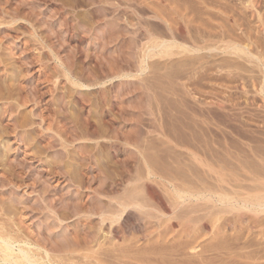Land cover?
Segmentation results:
<instances>
[{"label": "rangeland", "instance_id": "1", "mask_svg": "<svg viewBox=\"0 0 264 264\" xmlns=\"http://www.w3.org/2000/svg\"><path fill=\"white\" fill-rule=\"evenodd\" d=\"M165 5H167L168 7ZM135 8L137 10H135ZM138 8H140V9H138ZM145 8H146V10H145ZM125 9L127 11H125ZM141 9L143 11H141ZM151 9H154V10L156 9V11L154 12V10H151ZM134 10L136 12H138V14L135 15V13H133V12H135ZM158 10H160V12H158ZM115 11H117V12H115ZM122 11H124L125 13L124 12L122 13ZM162 11L164 13H162ZM140 12H142L143 16H141L142 14ZM144 12L147 15L149 14L148 17L145 18V16H147V15ZM156 12L158 14H156ZM179 12H180V14H179ZM128 13H129V15H127ZM130 13L132 14L131 17H130ZM169 13H172V15ZM144 14H145V16H144ZM168 14H169V16H168ZM189 14H191V15H189ZM122 15H123V17H122ZM133 15H135V16H133ZM150 15H151V17H150ZM159 15L162 18L158 17ZM173 15H175L174 18H173ZM132 16H133V18H132ZM135 17H137V18H135ZM177 17H178L179 21H176ZM188 17H190V19ZM139 18H141V19H139ZM187 18L189 21H187ZM146 19L148 21L151 19L152 20L148 22ZM172 19H173V22H172ZM144 20H146V21H144ZM130 21H132V22H130ZM140 21H142V22H140ZM143 21H144V23H143ZM185 21H186V23H185ZM190 21H191V23H190ZM151 22H153V23H151ZM160 22H161V24H160ZM170 22L173 25H171V24L166 25L167 23H170ZM142 23H143V25H141ZM184 23H185V26H184ZM131 24H132V27H131ZM149 24H151L152 27ZM163 25L164 26L166 25V26L164 27ZM180 25H182V26H180ZM98 26L99 27L101 26L100 28H102L101 29L102 31L99 29ZM137 26H138V28H137ZM155 26H158V29L156 27L157 31L155 30ZM91 27H92V29H91ZM142 27H145V30H147V31H145L144 28H142ZM171 27H173V28L171 29ZM186 28H188V29H186ZM132 29H134V30L132 31ZM164 29H165V31H164ZM96 30H98V31H96ZM135 30H136V32H135ZM153 30H154V32H153ZM172 30H173V32H172ZM177 30H178V32L175 33V31H177ZM182 30H184L185 32H183ZM187 30H188V32H187ZM196 30H199V31H196ZM155 31H156V33H155ZM195 31H196V33H195ZM163 32L165 34L160 35ZM186 32H187V34H186ZM190 32H193L191 34L192 36L190 35ZM133 33H134V35H133ZM197 33L199 35H197ZM151 34H152V36H150ZM156 34L157 35L159 34V35L157 36ZM178 34L179 35L183 34L182 36L180 35L181 39L178 38V37H180V36H178ZM195 34H196V36H195ZM164 35H166L167 39ZM168 35H169V38H168ZM146 36H148V37H146ZM154 36L157 40L155 38H151ZM171 36H172V38H171ZM187 36H189V38ZM199 36L201 38L204 37V39L206 38V40H204L203 38L200 39ZM161 37H164V39ZM170 38L172 39V42H171ZM183 38H185V39H183ZM195 38H198V40H201V41L197 40L198 41V43H197V42H195V40H196ZM178 39H180V41ZM182 39L184 40L183 41L184 44L181 42ZM186 39L190 42H188ZM193 39H194V41H193ZM160 40H161V43H160L161 46L164 43H167V44H164L163 45L164 47L162 46V48H166L165 46H167V45H168V48L170 45H171L170 46L171 48L173 46V48L170 50V53L173 52V55L170 54L171 55L170 56L169 54L167 55L165 53V51L169 50L167 48L165 51H164V49H161V47L158 48L160 46V44L157 43L159 45H156V42L157 41L159 42ZM176 40H178V41H176ZM148 41H151V42L156 41V42H155V44L152 42V44H153V46H152V44ZM203 41L206 43H204ZM181 43L183 46L181 45ZM200 43H201V46H200ZM202 43H203V46H202ZM191 44L194 45V48L192 47ZM144 46H145V48H144ZM156 46H158L157 47L158 49L156 48ZM141 47H143V48H141ZM186 47L189 50L185 49ZM178 48H180V49H178ZM195 48L201 49V52L200 51H199L200 53L197 52L196 51L197 49H195ZM140 49H142L141 50L142 52L140 51ZM143 50H145V51L143 52ZM159 50H160V52H159ZM150 51L153 52L152 55L150 54V53H152ZM161 51H162V53H161ZM119 52H121V53H119ZM180 52H182V53H180ZM183 52L186 54H184ZM194 52H195V54H194ZM176 53H178V54H176ZM142 55H144V56H142ZM155 55H157V57ZM125 56H126V58H125ZM139 56H141V57H139ZM169 56H170V58H168ZM199 56H200V58H199ZM161 57H163V59ZM109 58L111 59V61H108V60H110ZM127 58L128 59L130 58L131 60H128ZM120 59H121V62H120ZM122 60H124V61H122ZM61 61L63 63H61ZM0 62H1L0 63V78H1L0 79V83H1L0 85H4V83L6 82L5 86L7 87V88H5V86H3L4 87L3 88L2 86H0V88L2 90V91H0V95L3 96V98L0 96V100H2V101H0V107H1L0 108V133H1L0 134V181H1V179L2 180L4 179L3 181L5 182V183L3 181L0 182V208H2V209H0L2 211V212L0 211V216L2 217V218H0V227L2 228V226L6 224L4 227L10 226L9 228H12V229L15 227L13 229L15 231L18 230L19 227L23 228V229L25 228L24 229L25 233L28 235L30 234L31 239L35 240L34 242L37 241V243H38L39 240L41 241V243L39 242L40 245H43L44 242H45L44 243L45 246L49 245L51 243V241L53 240V242L51 243L53 245H50V246H53V248L55 247V249H54L55 254H53V255L56 256V254L60 253L57 255V257L58 256L61 257V258L58 257L59 260L61 259L60 261L58 260L57 257H56L57 259L55 261H58L61 263L63 260V262L65 263V262H67V259L75 258L77 264H79V262L82 263L85 261V260L84 261L81 260V259H84V257H86V256L93 257V255H94V257H96V255H97V257L99 259H101L103 256L106 255L105 257L107 259H109V257L114 254L113 252H115L116 255L120 253V251L115 250L116 248L118 249L119 245H120V247H119L120 249L125 248L127 243L125 244L124 240H123L124 242H121L122 240L119 241L122 244L118 243L116 241V243H114L116 245V248H115V246H113L114 244H111V246H110L108 243L109 241H107L108 239L106 238V237H108V235H106L107 230L103 231V232L99 231L100 226H101V225L99 226V224H101V223H99V221H100L99 217L98 218L96 217V219H97L96 220L95 216H91L92 218H90V215H87V213H89V212H90V214H91V212L94 213L93 211H95L94 210V209H96L95 207L98 208V206L100 208H104V206H105L104 203L106 204V202L109 201V198H110L109 196H111L112 199H116L117 197L120 198L123 196V194H124V196H126L127 191H129V189L131 187V185H129V182H130L129 180L135 174L136 170L134 171V169H135L136 165L139 164L137 167H139V168H141V170H143L142 166L144 164V161L143 162H141V161L143 160V157H142V156H144L143 154L145 152L147 153L146 149H148L150 151L149 154L145 153L146 156L156 152L155 154H152L150 156L153 157V156L157 155L160 157L161 160L163 157L162 163L165 165H168V163L169 164H175L176 156H177V159H178V157L179 158L181 157L177 161L185 162L186 159H183L184 158L183 156H178V155H180V154L183 155V153H185V151H186V150L184 151V148L181 147V146H184V142H181V141H183V140L185 141L186 139H187V141L191 140V139L188 140V138H186L187 136L190 135L188 133L187 129L192 128V126L190 125L191 123L194 124L192 129H195V128L197 129L199 124L201 125V126H199V129H200V128H202V126L204 124H206L205 127L203 126L204 132L202 130H201L202 132L198 131L199 129L197 130V132H199L198 133L199 135L201 132V135H200V137H202L201 140L202 139L206 140V137H207V139L210 141V142H208V140H206V142L210 144V145L209 144L208 145L209 146L214 145V147L213 146L210 147L212 150H216L217 153L218 152L221 153L222 150L224 151V152L222 151V153H221L222 155H220L218 153V155L221 156L220 161L222 162V163H220V161H218L219 162L218 165L224 164L223 166H225V163H227L226 165L229 164L228 162L230 159L226 156L225 151L230 149V147H231V149L229 151L234 150V151H232L233 153H236L234 155L239 156V158L237 157L238 159H236V156L232 157V158L230 157L231 161L233 162V163L232 162L231 163L233 166H235L234 168L236 169V171L235 170L234 171L237 173L236 174L234 172L236 175L235 179H237L236 177L238 175L237 184L239 186L246 185L245 187L248 186L250 188L249 190H251L252 192L255 190L253 192V194L255 193L257 195L261 194L262 190H264V188L260 189L261 187H264V0H0ZM100 63H102V64H100ZM122 63H124V64H122ZM126 63L127 64L132 63L133 65L132 64L127 65ZM148 63L150 64V67H149ZM168 64H170L172 66L170 67V65H168ZM116 65H118V66H116ZM125 65H127L128 67ZM174 65H176V66H174ZM112 66H114V67H112ZM138 66H139V68H137ZM165 66H166V68H164ZM119 67H121L120 70H119ZM142 67H143V69H142ZM160 67H162V68H160ZM97 69H99V70H97ZM112 69H113V72H112ZM117 69H118V71H115ZM169 69H171V70H169ZM81 70H82V72H81ZM135 70H137V71H135ZM145 70H147V71H145ZM6 71H7V73H6ZM75 71H77L78 74ZM95 71H97V72H95ZM98 71H100V73ZM165 71L167 72V75L165 74L166 73ZM168 71H170V72H168ZM107 72H109L108 74H110L112 72V74L108 75ZM118 72H119L118 76L121 74L120 76H122V77L119 76L120 77L119 78L117 76L118 77L117 78L115 76ZM130 72H132V73H130ZM97 73L99 75V78H98ZM133 73H134V75H133ZM155 73L157 74L156 76H158L159 78L160 77L161 78L163 77V78L159 79L158 77L155 76ZM160 73H163V74H160ZM89 74H91V75H89ZM94 75L98 79H95ZM104 75L106 77L109 76V79L106 78ZM111 75L114 76V78ZM159 75H161V76H159ZM84 76H87V77H85L86 80H85ZM123 76H125V77H123ZM173 76H174V79H173ZM59 77H61V78H59ZM101 77H104V78L102 79ZM151 77H154V78L156 77V78L151 79ZM89 78L92 81H94V80L98 81L99 79H101L102 82H101V80L98 81V83L101 82V84L98 85L99 87L98 86H93V87H89V88L84 87L86 82H88V83L91 82V81H87ZM105 78H106V80H105ZM110 78H112L113 80ZM167 79H169V81L171 80L170 84H167V83H169ZM11 80H13V81H11ZM120 80L123 82H121ZM161 80H163V84H162ZM79 81H81V82H79ZM95 81L92 83H95ZM150 81H152V82L154 81V82L152 83ZM156 81H159V82L157 83ZM52 82L53 83L58 82V85H57V83L53 84ZM113 82L115 83V85ZM171 82H172V85H171ZM104 83H105V85H107V86L109 85L110 87L108 86L109 87L108 88L107 86L104 85ZM12 84H14L15 86ZM145 84H147V85L149 84V85L147 86ZM151 84H153V85H151ZM159 84L163 85V87H162L163 89L161 88V86ZM71 85H72V87L70 88ZM100 85H102V86H100ZM168 85H171V89H167V88H170ZM16 86L18 87V89ZM152 86L154 87V91L151 90L153 88ZM14 87L17 90H15ZM19 87H21L20 89H22V91H20ZM75 87H77V88H75ZM79 87H81V89ZM156 87H158L157 92H155ZM55 88H57V89H55ZM102 88L106 91H104ZM136 88H138V89H136ZM146 88H147V90L150 89L152 91V94H150L151 93L150 90L147 92V90H145ZM175 88L178 90L181 89L183 91H179V92H181V94H180L178 92V90L175 91ZM100 90L102 92H100ZM166 90L169 92V94H166V93H168ZM122 91H123V93H122ZM159 91L160 92L163 91L164 94L162 92L159 93ZM1 92H3V93H1ZM16 92H17V94H16ZM103 92L106 94V96L103 95L104 94ZM144 92L148 93L149 96L147 94H145ZM141 93H142L143 97H144L143 94H145L147 96H145L143 98L141 96ZM153 93H155L156 96ZM157 93L159 95H157ZM170 93H172V94L170 95ZM100 94H102V95H100ZM160 94H162V95H160ZM13 95H16V97L17 96L18 97L16 98ZM58 95H60L61 97ZM107 95H109L110 97L109 96L107 97ZM119 95H120V97H119ZM121 95H122V97H121ZM153 95L155 97V103L152 100L154 98L150 99V96L153 97ZM165 95L167 97L169 95L170 96L167 99V97ZM172 95H174V96L171 97ZM6 97H8V98H6ZM4 98H6V99H4ZM63 98H64V100H63ZM97 98H98V102L96 100ZM148 98L150 99V101L148 100ZM160 98L162 101L159 100ZM169 98L170 99L173 98L172 99L173 101L170 102ZM14 99H15V101L13 102L12 100H14ZM20 99L22 100L20 102L21 105L19 104ZM89 99L91 101L94 100V102L91 103V101ZM119 99H120V101H119ZM137 99H139V100H137ZM140 99H141V101H140ZM10 100L12 103L9 102ZM151 100L153 102H151ZM166 100H169V102ZM164 101H165L166 106L164 105ZM174 101L176 102V104L174 103ZM158 102H159V104H161V106L159 105V108L157 106H155L158 104ZM7 104H8V106H7ZM9 104L11 105L10 107H9ZM93 104H96L97 106L93 105ZM121 104H123L124 106ZM149 104H150V106L148 107ZM168 104L171 106L169 107ZM4 105L7 106V108ZM98 105H100V106H98ZM139 105H141V107H138ZM163 105L167 109H165L163 107ZM172 105H173V107H172ZM144 106L146 108H148V110ZM11 107L13 109L15 108L14 109L15 113ZM125 107H127V108H125ZM161 107H163L164 111H162L163 109H161ZM94 108H95V110H94ZM117 108H118V110H117ZM156 108H158V109H156ZM173 108L174 109L176 108V109L174 110ZM153 109H155V110H153ZM180 109L182 110V114H181ZM101 110H103V111H101ZM110 110H111V112H110ZM159 110H160V112H159ZM168 110H172V111L168 112ZM186 111L188 114L186 113ZM114 112H117V113H114ZM125 112H127L128 114ZM133 112H135V113H133ZM151 112L154 116L150 115ZM165 112H167V113H165ZM108 113L111 114L112 116L109 115ZM154 113H156V114H154ZM169 113H170V115H168ZM171 113H172V115H171ZM183 113L184 114L186 113V115H188V116L184 115ZM114 114L117 117L118 116H120V117L116 118ZM166 114L168 116H165ZM177 114L179 116H177ZM189 114L191 115V117ZM152 116L155 119H153V118L150 119V117H152ZM171 116L173 117V120H172ZM183 116L184 117L186 116V118H184ZM192 116L193 117L195 116L194 119H192L193 118ZM101 117L103 120L101 119ZM174 117H176V118H174ZM177 117H178V119L182 118L184 120L182 121V119H180L181 121L179 120V122H178ZM90 118H92V120L96 119L97 122L95 120L92 121ZM108 118H110L111 120ZM136 118H138L137 119L138 121L136 120ZM142 118H143V121H141ZM147 118H149V120ZM188 118H190V119L187 120ZM18 119H19V121H18ZM144 119H146V120L144 121ZM159 119L163 122H164L163 119H165V120L167 119V120L164 123H162L161 121H159ZM98 120L99 121L102 120L105 124V127L107 126V123L111 127L108 126L109 128L106 127V129H104L103 128L104 127L103 122L102 121L99 122ZM107 120H110V121L108 122ZM185 120H186V124H188L189 127L187 125L188 128L187 127L185 128L186 125H184L183 128H185V129L182 131L183 132L182 133L181 130H178V129H183L181 126L185 123ZM198 120H200L201 122ZM123 121H125V122H123ZM155 121H156V123H155ZM168 121H170V122H168ZM197 121L199 122V124ZM14 122H17V123H14ZM85 122L88 125H86ZM93 122H95V123H93ZM176 122H178L180 126ZM182 122H183V124H181ZM208 122H209V124H208ZM109 123H111V125ZM135 123L137 125H135ZM149 123L152 126H150ZM152 123L154 124V126ZM166 123H168V124H166ZM15 124L18 127H16ZM94 124H95V128L93 127ZM163 124H164V126H163ZM169 125H170V127H169ZM176 125H177V128L174 130L177 132L175 134L174 133L172 134L171 132L174 131L172 129V127L174 128ZM195 125H197V126L195 127ZM136 126L140 127L141 129L140 128L139 129L141 131H138V128ZM161 126H162V128H161L162 130L164 129L163 127H165L166 130L164 129V131H167V132H165L167 134L169 132L168 130L171 131V129H172V131L168 134L169 136H166L167 134H165L164 132H163L162 136L159 134V133H161L160 132ZM15 127H16V130H14ZM76 127H77V129H75L76 130L75 131L73 128H76ZM96 127H99L98 130H96L97 129ZM142 127H144V128H142ZM158 127H159L160 131L157 132L156 128H158ZM89 128H91V129H89ZM92 128L94 129V131H96V134L103 133L106 131L105 135L106 136L111 135L110 136L111 139H109L110 138L109 136H108L109 138H107L108 141L106 140L107 142L104 141V139H97L98 138L97 135L93 136L95 134V132L94 131H93L94 133L92 132V130H93ZM100 128L101 129L103 128V129L101 130ZM110 128H112L111 129L112 131L110 130ZM190 129H189V131H191ZM73 130H74V133L72 132ZM77 130H79V131L77 132ZM90 130H91V132H90ZM99 130H101V132H99ZM186 130H187V133L189 135L188 134L186 135V133H185ZM205 130H206V132H205ZM2 131L4 133H2ZM137 131H138V133H137ZM193 131H196V130H193ZM85 132H87V135ZM114 132H116V133H114ZM148 132H150L151 134ZM72 133L74 134V136L72 135ZM203 133H204V135H203L204 137L202 136ZM212 133H214V134H212ZM113 134H115V135H113ZM133 134H134V136H133ZM157 134H159V135H157ZM177 134L178 135L180 134V135L178 136ZM205 134L212 136V137H209ZM90 135L93 138H91ZM145 135H146V138L150 139V140H147L144 137ZM149 135H151L152 137ZM85 136H86V139H85ZM114 136H116L117 138L119 137V138L117 139L115 137L116 138L115 139ZM122 136H124V137H122ZM129 136H131L134 139H131V137H129ZM164 136L169 137L168 139H171L170 137H174L173 143H175L177 141L178 143L176 145L178 146V148L175 144H173V148L171 147L172 146V139H171V141L169 140L171 142L170 145L166 144V142L168 140H166L167 138H165ZM136 137L138 139L139 138L140 139L138 140ZM64 138L66 139V141ZM141 138H142V141H144V143L142 142L143 146L141 143H137V141L138 142L141 141ZM159 138L162 139L163 141L160 140ZM163 138L166 140V142L164 141ZM4 139H5V141H4ZM89 139H91V140H89ZM112 139H114V140H112ZM178 139L180 140L181 146L179 145ZM216 139H217V142H216ZM233 139L237 143H235V141H232ZM119 140H121V142ZM158 140L161 141V142H159L161 144V146L158 143ZM2 141H3V143H2ZM116 141H118V143H120V144L118 145ZM202 141H204V140H202ZM226 141H227V143H226ZM230 141L234 142V144L233 143L231 144ZM110 142L112 144H110ZM115 142H116V144H115ZM153 142L157 143V145ZM214 142H216V143H214ZM219 142H221V143H219ZM181 143H183V145ZM225 143L230 144V146L226 145ZM133 144L137 145V146L139 144L141 145V146H138L139 149L137 152H135L137 150L136 149L137 146L133 147L134 146ZM220 144H223L224 147H223V145H220ZM155 145L157 146V148ZM163 145L168 146L167 148H170V149L172 148V150L175 149L176 151H177V149H180V152L178 151V153H177L176 151L172 152L171 150H167V149H165L166 146H163ZM6 146H7V148H6ZM81 146L83 148H81ZM105 146H107L108 148H106ZM162 146L164 147V149L162 148ZM174 146H175V148H174ZM215 146H217L219 148H216ZM220 146H222L224 149L220 148ZM140 147L142 148V151H141ZM154 147H155V149H154ZM233 147H234V149H233ZM110 148H112V149H110ZM130 148H132L133 150ZM226 148H228V149H226ZM151 149H153V151L154 150H156V151L153 152ZM158 149L163 151V152L159 151ZM247 149H248V151H245ZM139 150L142 153L139 152ZM166 150H167V152H164ZM181 150H183V151H181ZM84 151H86V153ZM143 151H144V153H143ZM151 151H152V153H151ZM169 151H171V152L169 153ZM90 152H92V153H90ZM174 152H176V153L174 154ZM232 152H231V154H232ZM245 152H247L248 155H250L252 158L251 157L248 158V155H246L247 153H245ZM87 153H89V154H87ZM138 153L139 154L141 153V154L139 155ZM227 153H229V152L227 151ZM238 153H239V155H238ZM242 153H243V155H242ZM251 153H252V155H251ZM135 155H136V157H135ZM138 155L141 157H139ZM169 155H171V156L173 155V156L167 158ZM90 156L93 158V160L95 162L93 160H91L92 158ZM157 156L155 158H158L157 161L159 163L161 160ZM165 156H167V157H165ZM173 157H175V158L173 159ZM83 158H85V159L83 160ZM87 158H89V159H87ZM141 158H142V160H141ZM227 158L229 160H226ZM247 158L252 161L251 162L249 160L251 165L253 164L251 166V170H250L251 175L248 173V168H246L247 166H245V164H246L245 161L246 162L248 161ZM164 159H166V160H164ZM237 160L241 161V162L239 163ZM164 161H165V163H164ZM224 161H225V163H224ZM125 162H127V163H125ZM136 162H137V164H136ZM234 162H238L239 164H236L237 165L236 166L234 164ZM162 163H161V166H162ZM85 164H86V166H85ZM87 164H88V167H87ZM126 164H128V165H126ZM159 165H160V163H159ZM95 166H97V167H95ZM161 166H159V167H161ZM163 167H164V165H163ZM123 168L126 170H124ZM99 169H101V170H99ZM116 171L118 174L116 173ZM245 171H246V173H245ZM252 171H253V174L251 173ZM123 172L126 173L125 174L126 176H124ZM129 173H132V174L128 175ZM247 175L249 176L250 180H248ZM252 175H254V176H252ZM127 176H128V178H127ZM129 176L131 178H129ZM243 177H244V180H243ZM254 179H255V181H254ZM5 180L6 181L9 180V181L6 182ZM100 183H101V185H100ZM80 184H82V185H80ZM103 184H106V186ZM128 185H129V188L127 187ZM101 186H102V188H101ZM155 186H156V184H155ZM157 186H158V184H157ZM163 187L164 186L161 187V185H160V187L158 186L159 190L161 189L164 191V193H163V191H161L162 192L161 194H163V196H164L166 193L165 196L167 198L165 197V199L170 198L168 196L170 194H167V192H166L167 189L166 190L164 189L166 187H164V188ZM255 187H257V189ZM76 188H77V190H75ZM89 188H91V189H89ZM99 188H100V190L101 189L103 190V192H104L103 194H102V190L100 191ZM127 188H128V190L126 191L125 189H127ZM115 190H116V192H115ZM256 190H259V191H256ZM98 191H100V192H98ZM238 191H239V193H245V192L241 191V189ZM256 192H259V193H256ZM77 193H78V195H77ZM94 193H95V195H94ZM114 194H116L117 197L116 196L113 197ZM97 196H98V198H97ZM103 196H105V197H103ZM95 197H96V200L99 199V201H101V202L104 200L102 202V204L101 203L98 204L96 200L93 201V199ZM68 200H70V201H68ZM89 200H92L93 204ZM78 201H79V203H78ZM61 202L62 203L64 202L63 204H65V205H62ZM75 202L78 203L79 205L82 204V206H78V204H76ZM67 203H68V206H66ZM83 203H84V206H83ZM88 203H91L90 206ZM70 204H71V207H69ZM75 204L77 205L76 206L77 209H76V207H74ZM55 205L59 206L57 208L58 210L56 209ZM87 205L89 207H87ZM91 205H92V207H91ZM95 205H97V206H95ZM45 207L46 208L48 207V208L46 209ZM51 207H54V209ZM78 207L80 209H82L81 207H83L82 210L87 211V213H84L85 217H87V219L82 218L84 216V215H82L83 214L82 210L79 211L80 213L82 212L81 214L78 211H76L79 209ZM5 208H7L9 210V212ZM64 208L66 209V211L64 210ZM71 208L76 209L74 211L78 212V213L75 212V214H77V215L74 214V211ZM84 208L86 210H84ZM89 208L90 209L93 208V209H91L93 211H90ZM130 209H128L129 210V211H127L128 213H126L122 218V221L125 220V222H123V223L126 225V228H128L130 226L132 227V225L134 224V227H132V228L130 227L131 229L128 228L129 230L127 229L128 234H130L131 232H136L135 227L137 226L136 223H138L137 222L138 220H136L137 219L136 218L137 213H135V209H131V210ZM55 212H57L59 214L57 215V213H55ZM62 212H63V214H62ZM246 212L247 211H245L243 213H246ZM7 213L9 214V216ZM16 213L18 214V218H17ZM67 213L70 215H67ZM131 214H132V216H131ZM247 214L248 213L244 214L245 215V216L243 215L244 219H242L243 218L242 217V218H240L241 220L236 215L237 220L239 219L238 221L234 218L236 221L233 220V222H237V223H235V226L238 228L232 227L230 229L229 226L232 222V221L230 222V219H229L230 215H227L228 216L227 218L225 216L226 219H229V221H225V222H228L227 224L224 222L225 218H223V220H222V222H223L222 223L223 225L221 224L222 226L219 225L221 222L218 223V225L221 226V228L222 227L225 228L224 231H222V229H221V232H220L221 237L218 238V240L222 238V233L226 236V238H229V239H225V237L223 235L224 241L221 239V242H223V243H221L219 241V244H220V246L221 245H223L224 247L226 246L228 249L226 247L223 248V246L220 249V246L217 245V248H215V250L220 249L219 253L217 251V253L219 254L218 255V254H216V252H214L215 250L213 249V247H216L215 245H216L217 240L215 239L216 242H214L215 240L214 241L212 240V242L214 244L212 242H209V243H211V244H209L207 242L208 241V239H207V241L203 245L209 244L208 245L209 248L213 250L212 252L211 251L209 252V254L210 253H212V254H210V256L208 255V258L211 259V261H210V259H208L209 263L213 262V264H215L214 261L218 260L217 256H220V253L221 254L223 253V258L221 255L219 257V260L220 261H222L223 259L224 260L222 262H220L218 260V261H216L217 262L216 264H221V263L222 264H225V263H228V264H264V223H263L264 222V218H263L264 213L263 214L257 213L256 215H258V217H256V215L254 213L249 214L250 216ZM261 214H262V216H260ZM128 215H130L131 217ZM253 215H255V216H253ZM88 216H89V220H88ZM232 216L235 217L234 215H231V219H232ZM248 216L252 217V219L249 218ZM61 217H63V218H61ZM75 217L76 218L78 217L77 218L78 220H76ZM70 218H72V219H70ZM247 218H249V219H247ZM10 219H12V221ZM54 219H56V220H54ZM256 219H259V220H257V222H255ZM128 220L131 223V225H129V226L126 224V221H128ZM131 220L133 222H136V223H133ZM211 220H213V219H211ZM129 221L127 223H129ZM252 221H254V223ZM18 222H21V223H18ZM93 222H96L97 226ZM250 222H252V223H250ZM7 223H9V224H7ZM224 223H225L226 227H225ZM18 225H19V227H18ZM90 225H92V227L94 226L95 229H94V227L92 228ZM79 227H81V228H79ZM26 229H27V231H26ZM132 229H134V230L132 231ZM232 229H233V231H232ZM235 229H237V230H235ZM153 230H155V229H153ZM129 231H130V233H129ZM77 232L80 234H78ZM86 232H90L91 234L89 235ZM52 233H54V234H52ZM84 233H85V235H84ZM141 233L142 232L139 231V233H138L139 237H140ZM231 233H233V234H231ZM38 234L39 235L42 234L43 235V236L41 235L42 238ZM49 234H50V236H48ZM87 234H88V237H87L88 239L86 238ZM94 234H96L97 236L95 235L96 238L91 241L90 239H92V238L89 239V237L91 235H94ZM77 235H78L79 243L83 244V243L87 242L86 243L87 246H85L86 244L80 245V247L82 246L81 251H79V249H77V248H80L78 246L79 243H77V245L75 246L76 242H75L74 238H75V236L77 237ZM237 235H239V236L243 235V237H239ZM32 236H33V238H32ZM37 236H38V238H37ZM129 236H131V238H132V235H129ZM234 236H237V237H234ZM53 237H54V239H53ZM70 237L72 238V240ZM101 237H102V239H101ZM46 238L48 240H46ZM84 238H86L87 241ZM81 239L82 240L84 239V241H82ZM55 240H56V242H55ZM80 240H81V242H80ZM96 240H98V241H96ZM225 240L227 241L226 243H224ZM245 240H247V243ZM232 241L236 242L235 243L236 246L234 245V243ZM65 242L67 243L66 246H65ZM74 242H75V244H74ZM102 242H104V243H102ZM57 243L58 244L60 243V244L58 245ZM61 243L64 245V246L62 245L63 247H67V249L69 247V249L67 250L66 248H64V249H66V250H64L63 247L60 246ZM89 243H91V244H89ZM71 244H73V245H71ZM102 244H103L104 248L102 247ZM145 244H146V242L144 241V242H141L137 246H140V249H141V247L142 248H144L145 246L148 247L147 246L148 244H146V245ZM55 245H58V247L61 248V249L59 248V251L57 249L58 253H56L57 252L56 251L57 246H55ZM106 245L109 246V248ZM128 245H129V243H128ZM88 246H91V247H89L88 250H86L87 248L85 249L84 247H88ZM98 246L100 248L102 247L101 248L102 252ZM208 246L206 245L205 247H208ZM211 246H212V248H211ZM218 246H219V248H218ZM34 247L33 248L35 250H38V248L36 246H34ZM94 247L96 249L98 248L97 252L94 251V250H96ZM112 247L114 250L112 249ZM75 248H76V250H75ZM105 248H107V249H105ZM110 248L113 252L111 250H109ZM73 249L75 250L74 251L75 254H73L74 252H72ZM120 249H118V250H120ZM61 250H63V251H61ZM103 250L104 251L109 250L108 252H112L113 254L112 253H106L107 251L104 252ZM200 250H202V247ZM223 250L225 253L223 252ZM64 251H66L65 253H67L66 254V256L68 255L67 257L65 256ZM197 251L194 254H196ZM93 252H94V254H93ZM117 252H119V253H117ZM198 252H201V251H198ZM227 252H228V254H227ZM81 253H82V255H81ZM213 253L217 255V256L215 255L216 256L215 260H214L215 257L213 256L214 255ZM61 254L64 257H62ZM71 254H72V256H71ZM83 254H85V255H83ZM190 254H193V252H191ZM190 254H189V256H190ZM206 254H207V252L205 253V255ZM224 254H226V256L230 254L231 255V256L229 255L230 258L235 257V260H234V258H232V260H231L229 258V256L226 257ZM211 256H213L214 258H211ZM63 258L64 259L66 258L65 259L66 261H64ZM106 258L104 259V257H103L101 260H106ZM187 258H189V257H187ZM52 259H54V257H52ZM75 259H73V260L75 261ZM229 261H231V262H229ZM66 264H74V263L70 261L69 263H66Z\"/></svg>", "mask_w": 264, "mask_h": 264}, {"label": "bare ground", "instance_id": "2", "mask_svg": "<svg viewBox=\"0 0 264 264\" xmlns=\"http://www.w3.org/2000/svg\"><path fill=\"white\" fill-rule=\"evenodd\" d=\"M165 6H167V5H165ZM127 7V6H126ZM168 7V6H167ZM170 7V6H169ZM128 8V7H127ZM133 8V7H132ZM137 8V7H136ZM135 8V10H137ZM141 8V7H140ZM140 8H138V9H140ZM174 8V7H173ZM178 8V7H177ZM176 8V9H177ZM144 9V8H143ZM148 9V8H147ZM166 9V8H165ZM181 9V8H180ZM130 10V9H129ZM134 10V11H135ZM145 10H146V8H145ZM151 10H154V9H151ZM125 11H127L126 9H125ZM131 11V10H130ZM129 11V12H130ZM141 11H143L142 9H141ZM156 11V9L154 10V12ZM172 11V10H171ZM175 11V10H174ZM181 11V10H180ZM187 11V10H186ZM115 12H117V11H115ZM124 11H122V13H123ZM147 12V11H146ZM149 12V11H148ZM158 12H160V10H158ZM170 12V11H169ZM178 12V11H177ZM125 13V12H124ZM133 13H135V15L136 14H138V12H133ZM141 14H142V12H140ZM145 13V12H144ZM152 13V12H151ZM162 13H164L163 11H162ZM161 13V14H162ZM146 14V13H145ZM145 14H144V16H145ZM156 14H158L157 12H156ZM160 14V15H161ZM166 14V13H165ZM169 14H171L172 15V13H169ZM169 14H168V16H169ZM179 14H180V12H179ZM183 14V13H182ZM185 14V13H184ZM127 15H129V13L127 14ZM131 13H130V17H131ZM135 15H133V16H135ZM147 15V14H146ZM149 15V14H148ZM148 15L147 16H145V18L146 17H148ZM160 15L158 16V17H160ZM187 15V14H186ZM189 15H191V14H189ZM121 16V15H120ZM119 16V17H120ZM125 16V15H124ZM133 16H132V18H133ZM141 16H143V14L141 15ZM153 16V15H152ZM155 16V15H154ZM174 16L175 15H173V18H174ZM122 17H123V15H122ZM138 17V16H137ZM137 17H135V18H137ZM150 17H151V15H150ZM180 17V16H179ZM185 17V16H184ZM183 17V18H184ZM160 18H162V17H160ZM170 18V17H169ZM172 18V17H171ZM181 18V17H180ZM189 19H190V17H188ZM188 18H187V21H189L188 20ZM139 19H141V18H139ZM149 19V18H148ZM154 19V18H153ZM177 19H178V17H177ZM176 19V21H179V19L177 20ZM185 19V18H184ZM147 20V19H146ZM146 20H144V21H146ZM152 20V19H151ZM151 20H149V21H151ZM166 20V19H165ZM171 20V19H170ZM144 21H143V23H144ZM148 21V20H147ZM148 21V22H149ZM157 21V20H156ZM160 21V20H159ZM167 21V20H166ZM169 21V20H168ZM184 21V20H183ZM125 22V21H124ZM128 22V21H127ZM130 22H132V21H130ZM129 22V23H130ZM135 22V21H134ZM140 22H142V21H140ZM162 22V21H161ZM161 22H160V24H161ZM172 22H173V19H172ZM128 23V24H129ZM137 23V22H136ZM135 23V24H136ZM143 23L141 24V25H143ZM151 23H153V22H151ZM158 23V22H157ZM164 23V22H163ZM179 23V22H178ZM183 23V22H182ZM181 23V24H182ZM185 23H186V21H185ZM185 23H184V26H185ZM190 23H191V21H190ZM189 23V24H190ZM165 24V23H164ZM169 24H171V25H173L171 22L170 23H167L166 25H169ZM138 25V24H137ZM150 26H151V24H149ZM148 25V26H149ZM157 25V24H156ZM165 25V26H166ZM179 25V24H178ZM177 25V26H178ZM188 25V24H187ZM191 25V24H190ZM136 26V25H135ZM134 26V27H135ZM140 26V25H139ZM154 26V25H153ZM164 26V25H163ZM162 26V27H163ZM164 26V27H165ZM180 26H182V25H180ZM99 27V26H98ZM101 27V26H100ZM99 27V29L101 30L102 28H100ZM131 27H132V24H131ZM152 27V26H151ZM156 27H157V29H158V26H155V30H156ZM170 27V26H169ZM188 27V26H187ZM191 27V26H190ZM137 28H138V26H137ZM136 28V29H137ZM142 28H144V30H145V27H142ZM148 28V27H147ZM146 28V29H147ZM154 28V27H153ZM173 27H171V29H172ZM175 28V27H174ZM181 28V27H180ZM183 28V27H182ZM185 28V27H184ZM91 29H92V27H91ZM98 29V30H99ZM149 29V28H148ZM166 29V28H165ZM165 29H164V31H165ZM186 29H188V28H186ZM191 29V28H190ZM98 30H96V31H98ZM134 29H132V31H133ZM169 30V29H168ZM174 30V29H173ZM173 30H172V32H173ZM192 30V29H191ZM91 31V30H90ZM102 31V30H101ZM145 31H147V30H145ZM152 31V30H151ZM157 31V30H156ZM156 31H155V33H156ZM183 32H185L184 30H182ZM190 31V30H189ZM196 31H199V30H196ZM196 31H195V33H196ZM201 31V30H200ZM94 32V31H93ZM135 32H136V30H135ZM134 32V33H135ZM153 32H154V30H153ZM168 32V31H167ZM176 32H178V30L177 31H175V33ZM187 32H188V30H187ZM187 32H186V34H187ZM134 33H133V35H134ZM148 33V32H147ZM154 33V34H155ZM181 33V32H180ZM193 32H190V35L192 34ZM199 33V32H198ZM197 33V35H199ZM202 33V32H201ZM107 34V33H106ZM121 34V33H120ZM145 34V33H144ZM150 34V33H149ZM162 34H165L164 32L163 33H161L160 35H162ZM169 34V33H168ZM143 35V34H142ZM157 35V34H156ZM155 35V36H156ZM159 35V34H158ZM157 35V36H158ZM175 35V34H174ZM181 36L183 35V34H180ZM179 34H178V36H180ZM122 36V35H121ZM139 36V35H138ZM144 36V35H143ZM149 36V35H148ZM148 36H146V37H148ZM150 36H152V34L150 35ZM155 36L154 37H151V38H155ZM165 37H166V35H164ZM181 36L180 37H178V38H180L181 39ZM192 36V35H191ZM195 36H196V34H195ZM194 36V37H195ZM124 37V36H123ZM135 37V36H134ZM137 37V36H136ZM140 37V36H139ZM138 37V38H139ZM160 37V36H159ZM185 37V36H184ZM188 38H189V36H187ZM200 37V36H199ZM150 38V37H149ZM161 38H163L164 39V37H161ZM168 38H169V35H168ZM171 38H172V36H171ZM170 38V39H171ZM203 39H204V37H202ZM201 37H200V39H202ZM147 39V38H146ZM156 39V38H155ZM166 39H167V37H166ZM180 39H178L179 41H180ZM183 39H185V38H183ZM181 40V42L183 43V41L184 40ZM196 40H195V42H197L198 43V41H201V40H198V38H195ZM150 40V39H149ZM154 40V39H153ZM157 40V39H156ZM159 40V39H158ZM162 40V39H161ZM161 40L158 42H156V45H159L160 43H161ZM178 40H176V41H178ZM187 40V39H186ZM190 40V39H189ZM198 40V41H197ZM204 40H206V38L204 39ZM122 41V40H121ZM188 41V40H187ZM193 41H194V39H193ZM134 42V41H133ZM148 42H150L151 44H152V42L151 41H148ZM155 42H153L154 44H155ZM171 42H172V39H171ZM188 42H190V41H188ZM204 42V41H203ZM157 43H159V44H157ZM170 43V42H169ZM182 43H181V45H182ZM193 43V42H192ZM204 43H206V42H204ZM121 44V43H120ZM163 44V43H162ZM164 44H167V43H164ZM163 44V45H164ZM171 44V43H170ZM175 44V43H174ZM179 44V43H178ZM184 44V43H183ZM186 44V43H185ZM190 44V43H189ZM194 44V43H193ZM162 45V46H163ZM177 45V44H176ZM175 45V46H176ZM188 45V44H187ZM192 45V44H191ZM124 46V45H123ZM146 46V45H145ZM145 46H144V48H145ZM152 46H153V44H152ZM162 46H161V44H160V46L158 47V46H156V48L158 47V48H160L161 47V49H164V51L166 50V48L167 49H169L168 51H165V53L168 55H173V52L172 53H170V50L173 48V46H172V48L169 46V48H168V45L167 46H165L166 48H162ZM174 46V47H175ZM179 46V45H178ZM183 46V45H182ZM198 46V45H197ZM200 46H201V43H200ZM202 46H203V43H202ZM164 47V46H163ZM180 47V46H179ZM189 47V46H188ZM192 47L194 48V45H192ZM141 48H143V47H141ZM147 48V47H146ZM155 48V47H154ZM153 48V49H154ZM157 48V49H158ZM176 48V47H175ZM198 48V47H197ZM197 48H195V49H197ZM205 48V47H204ZM207 48V47H206ZM216 48V47H215ZM123 49V48H122ZM152 49V50H153ZM178 49H180V48H178ZM185 49H188L187 47L185 48ZM142 49H140V51H141ZM189 50V49H188ZM191 50V49H190ZM215 50V49H214ZM123 51V50H122ZM121 51V52H122ZM145 50H143V52H144ZM154 51V50H153ZM184 51V50H183ZM197 52H201V49H197L196 50ZM195 51V52H196ZM204 51V50H203ZM121 52H119V53H121ZM142 52V51H141ZM150 52H152V51H150ZM159 52H160V50H159ZM176 52V51H175ZM179 52V51H178ZM185 52V51H184ZM183 52V53H184ZM195 52H194V54H195ZM199 52V53H200ZM146 53V52H145ZM161 53H162V51H161ZM164 53V52H163ZM180 53H182V52H180ZM124 54V53H123ZM139 54V53H138ZM143 54V53H142ZM151 55L153 54V52L152 53H150ZM176 54H178V53H176ZM184 54H186V53H184ZM202 54V53H201ZM146 55V54H145ZM160 55V54H159ZM162 55V54H161ZM170 55V56H171ZM182 55V54H181ZM106 56V55H105ZM120 56V55H119ZM123 56V55H122ZM142 56H144V55H142ZM156 57H157V55H155ZM170 56L168 57V58H170ZM177 56V55H176ZM183 56V55H182ZM188 56V55H187ZM139 57H141V56H139ZM147 57V56H146ZM160 57V56H159ZM107 58V57H106ZM119 58V57H118ZM117 58V59H118ZM121 58V57H120ZM125 58H126V56H125ZM131 58V57H130ZM128 59V60H131V59ZM154 58V57H153ZM152 58V59H153ZM162 59H163V57H161ZM199 58H200V56H199ZM38 59V58H37ZM110 59V58H109ZM122 59V58H121ZM121 59H120V62H121ZM138 59V58H137ZM151 59V60H152ZM197 59V58H196ZM108 60V59H107ZM116 60V59H115ZM119 60V59H118ZM198 60V59H197ZM2 61V60H1ZM41 61V60H40ZM60 61V60H59ZM63 61V60H62ZM61 61V63H63ZM108 61H111V59L110 60H108ZM113 61V60H112ZM122 61H124V60H122ZM150 61V60H149ZM66 62V61H65ZM117 62V61H116ZM119 62V61H118ZM132 62V61H131ZM137 62V61H136ZM140 62V61H139ZM143 62V61H142ZM146 62V61H145ZM1 63V62H0ZM138 63V62H137ZM141 63V62H140ZM139 63V64H140ZM150 63V62H149ZM148 63V64H149ZM172 63V62H171ZM67 64V63H66ZM100 64H102V63H100ZM113 64V63H112ZM122 64H124V63H122ZM127 64V63H126ZM130 64H132V63H130ZM129 63L127 64V65H130ZM151 64V63H150ZM150 64H149V67H150ZM64 65V64H63ZM105 65V64H104ZM127 65H125V66H127ZM133 65V64H132ZM147 65V64H146ZM168 65H170V64H168ZM167 65V66H168ZM93 66V65H92ZM116 66H118V65H116ZM121 66V65H120ZM123 66V65H122ZM152 66V65H151ZM172 65H170V67H171ZM174 66H176V65H174ZM63 67V66H62ZM69 67V66H68ZM96 67V66H95ZM112 67H114V66H112ZM128 67V66H127ZM169 67V68H170ZM120 68L121 67H119V70H120ZM124 68V67H123ZM122 68V69H123ZM137 68H139V66L137 67ZM146 68V67H145ZM160 68H162V67H160ZM164 68H166V66L164 67ZM69 69V68H68ZM72 69V68H71ZM88 69V68H87ZM92 69V68H91ZM102 69V68H101ZM121 69V70H122ZM141 69V68H140ZM142 69H143V67H142ZM168 69V68H167ZM62 70V69H61ZM64 70V69H63ZM97 70H99V69H97ZM106 70V69H105ZM104 70V71H105ZM169 70H171V69H169ZM84 71V70H83ZM91 71V70H90ZM89 71V72H90ZM115 71H118V69L117 70H115ZM124 71V70H123ZM135 71H137V70H135ZM144 71V70H143ZM145 71H147V70H145ZM65 72V71H64ZM69 72V71H68ZM76 73H77V71H75ZM74 72V73H75ZM81 72H82V70H81ZM93 72V71H92ZM91 72V73H92ZM95 72H97V71H95ZM94 72V73H95ZM99 73H100V71H98ZM106 72V71H105ZM112 72H113V69H112ZM112 72L110 73V74H112ZM121 72V71H120ZM142 72V71H141ZM166 72V71H165ZM168 72H170V71H168ZM6 73H7V71H6ZM75 73V74H76ZM93 73V74H94ZM102 73V72H101ZM109 72H107V74H108ZM116 73V72H115ZM123 73V72H122ZM127 73V72H126ZM130 73H132V72H130ZM140 73V72H139ZM174 73V72H173ZM67 74V73H66ZM78 74V73H77ZM96 74V73H95ZM110 74H108V75H110ZM118 74H119V72L115 75L116 77L118 76ZM128 74V73H127ZM160 74H163V73H160ZM166 75H167V72L165 73ZM169 74V73H168ZM171 74V73H170ZM89 75H91V74H89ZM88 75V76H89ZM97 75H98V73H97ZM121 75V74H120ZM119 75V76H120ZM130 75V74H129ZM133 75H134V73H133ZM157 74L155 73V76H156ZM173 75V74H172ZM70 76V75H69ZM93 76V75H92ZM95 76V75H94ZM105 76V75H104ZM112 76V75H111ZM118 76V77H119ZM137 76V75H136ZM159 76H161V75H159ZM171 76V75H170ZM175 76V75H174ZM174 76H173V79H174ZM83 77V76H82ZM85 77H87V76H84V78ZM106 77V76H105ZM113 78H114V76H112ZM117 77V78H118ZM120 77H122V76H120ZM119 77V78H120ZM123 77H125V76H123ZM138 77V76H137ZM156 77H158V76H156ZM155 77V78H156ZM166 77V76H165ZM172 77V76H171ZM177 77V76H176ZM58 78V77H57ZM59 78H61V77H59ZM93 78V77H92ZM91 78V79H92ZM98 78H99V75H98ZM98 78H96V76H95V79H98ZM102 79L104 78V77H101ZM106 78H108L109 79V76H107ZM106 78H105V80H106ZM152 78H154V77H151V79ZM154 78V79H155ZM159 78V77H158ZM157 78V79H158ZM161 78V77H160ZM159 78V79H160ZM163 78V77H162ZM161 78V79H162ZM167 78V77H166ZM1 79V78H0ZM79 79V78H78ZM81 79V78H80ZM110 79H112V78H110ZM150 79V80H151ZM171 79V78H170ZM5 80V79H4ZM49 80V79H48ZM59 80V79H58ZM85 80H86V78H85ZM101 79H99L98 81H100ZM113 80V79H112ZM111 80V81H112ZM166 80V79H165ZM168 80V82L169 83H167V84H170V81H169V79H167ZM11 81H13V80H11ZM87 81H91V82H86V84L84 85V87H93V86H98L99 84H101V82H102V80H101V82H99L98 83V81L96 80H94L95 81V83H92V82H94V81H92V80H90V78L87 80ZM121 81V80H120ZM160 81V80H159ZM159 81H156L157 83L159 82ZM173 81V80H172ZM9 82V81H8ZM68 82V81H67ZM79 82H81V81H79ZM108 82V81H107ZM110 82V81H109ZM121 82H123V81H121ZM150 82H152V81H150ZM154 82V81H153ZM152 82V83H153ZM155 82V83H156ZM161 82H162V84H163V80H161ZM165 82V81H164ZM174 82V81H173ZM6 83V82H5ZM4 83V85H0V86H5L6 84ZM53 83V82H52ZM57 83V85H58V82H56ZM56 83H53V84H56ZM72 83V82H71ZM78 83V82H77ZM114 83V82H113ZM147 83V82H146ZM1 84V83H0ZM123 84V83H122ZM161 84V83H160ZM159 84V85H160ZM8 85V84H7ZM10 85V84H9ZM12 85H14V84H12ZM82 85V84H81ZM103 85V84H102ZM102 85H100V86H102ZM104 85H105V83H104ZM114 85H115V83H114ZM145 85H147V84H145ZM144 85V86H145ZM149 85V84H148ZM147 85V86H148ZM151 85H153V84H151ZM150 85V86H151ZM158 85V86H159ZM171 85H172V82H171ZM171 85H168L170 88H167V89H171ZM11 86V85H10ZM15 86V85H14ZM105 86H107V85H105ZM109 86V85H108ZM107 86V87H108ZM155 86V85H154ZM157 86V85H156ZM161 86V88L163 87V85H160ZM159 86V87H160ZM165 86V85H164ZM167 86V87H168ZM9 87V86H8ZM17 87V86H16ZM72 87V85L70 86V88ZM74 87V86H73ZM99 87V86H98ZM110 87V86H109ZM108 87V88H109ZM117 87V86H116ZM153 87V86H152ZM166 87V86H165ZM4 88V87H3ZM2 88V89H3ZM5 88H7L6 86H5ZM15 88V87H14ZM13 88V89H14ZM21 87H19V89H20ZM60 88V87H59ZM75 88H77V87H75ZM74 88V89H75ZM80 89H81V87H79ZM113 88V87H112ZM111 88V89H112ZM158 87H156V91L155 92H157L158 91V89H157ZM173 88V87H172ZM10 89V88H9ZM17 89H18V87H17ZM16 88H15V90H17ZM55 89H57V88H55ZM84 89V88H83ZM91 89V88H90ZM95 89V88H94ZM99 89V88H98ZM103 89V88H102ZM106 89V88H105ZM117 89V88H116ZM136 89H138V88H136ZM163 89V88H162ZM166 89V88H165ZM174 89V88H173ZM6 90V89H5ZM8 90V89H7ZM104 90V89H103ZM115 90V89H114ZM145 90H147V88L145 89ZM150 89H148L147 90V92L149 91ZM152 91H154V87L151 89ZM150 90V91H151ZM176 90H178V89H176L175 88V91ZM0 91H2L1 90V88H0ZM4 91V90H3ZM10 91V90H9ZM13 91V90H12ZM11 91V92H12ZM20 91H22V89H20ZM60 91V90H59ZM72 91V90H71ZM74 91V90H73ZM104 91H106V90H104ZM113 91V90H112ZM152 91H151V93L150 94H152ZM167 91V90H166ZM179 91H183V90H178V92ZM5 92V91H4ZM18 92V91H17ZM17 92H16V94H17ZM100 92H102L101 90H100ZM162 93H163V91H161ZM160 91H159V93H161ZM168 92V91H167ZM1 93H3V92H1ZM7 93V92H6ZM5 93V94H6ZM23 93V92H22ZM60 93V92H59ZM86 93V92H85ZM104 93V92H103ZM102 93V94H103ZM122 93H123V91H122ZM143 93V92H142ZM142 93H141V96H142ZM145 94H147L148 96H149V94L148 93H146V92H144ZM177 93V92H176ZM180 94H181V92H179ZM186 93V92H185ZM4 94V95H5ZM9 94V93H8ZM7 94V95H8ZM12 94V93H11ZM14 94V93H13ZM37 94V93H36ZM102 94H100V95H102ZM145 94H143L144 95V97L145 96H147V95H145ZM155 96H156V94L155 93H153ZM164 94V93H163ZM166 94H169V92L168 93H166ZM172 93H170V95H171ZM174 94V93H173ZM3 95V94H2ZM10 95V94H9ZM19 95V94H18ZM103 95H105L106 96V94L104 93ZM117 95V94H116ZM123 95V94H122ZM122 95H121V97H122ZM140 95V94H139ZM154 95H153V97H151L150 96V99L151 98H154V99H152L153 101H154V103H155V97H154ZM157 95H159L158 93H157ZM160 95H162V94H160ZM169 95V96H170ZM1 96V95H0ZM11 96V95H10ZM9 96V97H10ZM14 97H16V95H13ZM21 96V95H20ZM26 96V95H25ZM58 96H60V95H58ZM99 96V95H98ZM97 96V97H98ZM109 95H107V97H108ZM115 96V95H114ZM166 96V95H165ZM164 96V97H165ZM168 96V97H169ZM174 95H172L171 97H173ZM176 96V95H175ZM178 96V95H177ZM182 96V95H181ZM2 98H3V96H1ZM13 97V98H14ZM18 97V96H17ZM16 97V98H17ZM29 97V96H28ZM37 97V96H36ZM61 97V96H60ZM102 97V96H101ZM110 97V96H109ZM119 97H120V95H119ZM118 97V98H119ZM139 97V96H138ZM143 97V96H142ZM143 97V98H144ZM167 97V96H166ZM165 97V98H166ZM168 97H167V99H168ZM6 98H8V97H6ZM6 98H4V99H6ZM114 98V97H113ZM117 98V99H118ZM137 98V97H136ZM147 98V97H146ZM145 98V99H146ZM22 99V98H21ZM20 99V101H19V104H20V102L22 101ZM28 99V98H27ZM61 99V98H60ZM77 99V98H76ZM105 99V98H104ZM110 99V98H109ZM121 99V98H120ZM120 99H119V101H120ZM142 99V98H141ZM141 99H140V101H141ZM150 99L148 98V100L150 101ZM163 99V98H162ZM170 99V98H169ZM173 99V98H172ZM172 99H170V102L171 101H173ZM18 100V99H17ZM16 100V101H17ZM63 100H64V98H63ZM88 100V99H87ZM90 100V99H89ZM93 100V99H92ZM97 100V102H98V98L96 99ZM108 100V99H107ZM128 100V99H127ZM137 100H139V99H137ZM147 100V99H146ZM151 100V102H153ZM160 101H162L161 100V98L159 99ZM0 101H2V100H0ZM4 101V100H3ZM13 102L15 101V99L14 100H12ZM26 101V100H25ZM91 101V100H90ZM105 101V100H104ZM109 101V100H108ZM115 101V100H114ZM158 101V100H157ZM159 101V102H160ZM166 101H168L169 102V100H166ZM9 102H11V100L9 101ZM94 102V100L93 101H91V103H93ZM103 102V101H102ZM124 102V101H123ZM150 102V103H151ZM159 102H158V104L157 105H155V106H157L158 108H159V105L161 106V104H159ZM12 103V102H11ZM17 103V102H16ZM23 103V102H22ZM96 103V102H95ZM105 103V102H104ZM110 103V102H109ZM144 103V102H143ZM157 103V102H156ZM162 103V102H161ZM174 103L176 104V102L174 101ZM178 103V102H177ZM181 103V102H180ZM2 104V103H1ZM6 104V103H5ZM84 104V103H83ZM89 104V103H88ZM111 104V103H110ZM109 104V105H110ZM142 104V103H141ZM148 104V103H147ZM174 104V105H175ZM179 104V103H178ZM177 104V105H178ZM182 104V103H181ZM17 105V104H16ZM21 105V104H20ZM23 105V104H22ZM93 105H96V104H93ZM103 105V104H102ZM108 105V104H107ZM115 105V104H114ZM120 105V104H119ZM121 105H123V104H121ZM153 105V104H152ZM164 105H165V101H164ZM163 105V107L165 108V109H167L165 106ZM169 105V104H168ZM5 106V105H4ZM7 106H8V104H7ZM7 106H5L6 108H7ZM11 105L9 104V107H10ZM18 106V105H17ZM97 106V105H96ZM95 106V107H96ZM98 106H100V105H98ZM124 106V105H123ZM122 106V107H123ZM143 106V105H142ZM150 106V104L148 105V107ZM171 105H169V107H170ZM179 106V105H178ZM182 106V105H181ZM185 106V105H184ZM23 107V106H22ZM94 107V106H93ZM112 107V106H111ZM138 107H141V105H139ZM145 107V106H144ZM153 107V106H152ZM163 107H161V109H163ZM172 107H173V105H172ZM176 107V106H175ZM183 107V106H182ZM1 108V107H0ZM5 108V109H6ZM12 108V107H11ZM85 108V107H84ZM89 108V107H88ZM108 108V107H107ZM125 108H127V107H125ZM137 108V107H136ZM146 108V107H145ZM158 108H156V109H158ZM185 108V107H184ZM4 109V108H3ZM15 109V108H14ZM14 109L12 108V110L14 111ZM103 109V108H102ZM105 109V108H104ZM139 109V108H138ZM143 109V108H142ZM147 110H148V108H146ZM174 109V108H173ZM176 109V108H175ZM174 109V110H175ZM179 109V108H178ZM186 109V108H185ZM188 109V108H187ZM8 110V109H7ZM11 110V111H12ZM91 110V109H90ZM94 110H95V108H94ZM117 110H118V108H117ZM125 110V109H124ZM146 110V111H147ZM153 110H155V109H153ZM181 110V109H180ZM10 111V112H11ZM12 111V112H13ZM101 111H103V110H101ZM116 111V110H115ZM123 111V110H122ZM121 111V112H122ZM127 111V110H126ZM158 111V110H157ZM162 111H164V109L162 110ZM166 111V110H165ZM171 112L172 110H168V112ZM188 111V110H187ZM187 111H186V113H187ZM5 112V111H4ZM100 112V111H99ZM110 112H111V110H110ZM120 112V111H119ZM130 112V111H129ZM145 112V111H144ZM143 112V113H144ZM159 112H160V110H159ZM176 112V111H175ZM178 112V111H177ZM14 113H15V111H14ZM101 113V112H100ZM107 113V112H106ZM114 113H117V112H114ZM125 113H127V112H125ZM131 113V112H130ZM133 113H135V112H133ZM146 113V112H145ZM144 113V114H145ZM150 113V112H149ZM158 113V112H157ZM162 113V112H161ZM160 113V114H161ZM165 113H167V112H165ZM164 113V114H165ZM186 113L184 114V115H186ZM103 114V113H102ZM109 114V113H108ZM120 114V113H119ZM128 114V113H127ZM141 114V113H140ZM154 114H156V113H154ZM163 114V113H162ZM161 114V115H162ZM175 114V113H174ZM181 114H182V110H181ZM188 114V113H187ZM109 115H111V114H109ZM115 115V114H114ZM125 115V114H124ZM149 115V114H148ZM150 115H153L152 114V112H151V114ZM160 115V116H161ZM168 115H170V113L168 114ZM167 114L165 115V116H168ZM171 115H172V113H171ZM190 115V114H189ZM112 116V115H111ZM122 116V115H121ZM154 116V115H153ZM153 116L152 117H150V119H152L153 118ZM158 116V115H157ZM164 116V115H163ZM176 116V115H175ZM177 116H179L178 114H177ZM186 116H188V115H186ZM186 116L184 117V118H186ZM91 117V116H90ZM105 117V116H104ZM114 117V116H113ZM115 117L116 118H118V117H120V116H116L115 115ZM182 117V116H181ZM190 117H191V115H190ZM193 117V116H192ZM195 117V116H194ZM194 117L192 118V119H194ZM198 117V116H197ZM201 117V116H200ZM199 117V118H200ZM111 118V117H110ZM110 118H108V119H110ZM171 118H172V120H173V117L171 116ZM174 118H176V117H174ZM16 119V118H15ZM91 120H92V118H90ZM99 119V118H98ZM101 119H102V117H101ZM138 118H136V120H137ZM141 119V118H140ZM148 120H149V118H147ZM153 119H155V118H153ZM157 119V118H156ZM161 119V118H160ZM159 119V121H161ZM180 119H182V118H179L178 119V117H177V120H178V122H179V120ZM190 118H188L187 120H189ZM198 119V118H197ZM203 119V118H202ZM12 120V119H11ZM93 120H95L96 121V119H93ZM92 120V121H93ZM103 120V119H102ZM102 120H100V121H102ZM111 120V119H110ZM110 120H107L108 122L110 121ZM119 120V119H118ZM146 119H144V121H145ZM164 120V122L167 120H165V119H163ZM169 120V119H168ZM184 119H182V121H183ZM205 120V119H204ZM18 121H19V119H18ZM17 121V122H18ZM99 121V120H98ZM99 121V122H100ZM116 121V120H115ZM138 121V120H137ZM140 121V120H139ZM141 121H143V118H142V120ZM140 121V122H141ZM181 121V120H180ZM198 121H200V120H198ZM197 121V122H198ZM11 122V121H10ZM17 122H14V123H17ZM21 122V121H20ZM87 122V121H86ZM85 122V123H86ZM90 122V121H89ZM88 122V123H89ZM97 122V121H96ZM103 122V121H102ZM101 122V123H102ZM123 122H125V121H123ZM150 122V121H149ZM162 123H164L163 121H161ZM160 122V123H161ZM168 122H170V121H168ZM175 122V121H174ZM178 122H176L178 125H179V123ZM192 122V121H191ZM190 122V123H191ZM195 122V121H194ZM201 122V121H200ZM203 122V121H202ZM205 122V121H204ZM84 123V122H83ZM93 123H95V122H93ZM155 123H156V121H155ZM188 123V122H187ZM196 123V122H195ZM12 124V123H11ZM91 124V123H90ZM97 124V123H96ZM110 125H111V123H109ZM123 124V123H122ZM131 124V123H130ZM142 124V123H141ZM148 124V123H147ZM153 124V123H152ZM166 124H168V123H166ZM181 124H183V122L181 123ZM198 124H199V122H198ZM197 124V125H198ZM202 124V123H201ZM208 124H209V122H208ZM14 125V124H13ZM86 125H88L87 123H86ZM100 125V124H99ZM120 125V124H119ZM135 125H137L136 123H135ZM139 125V124H138ZM149 125H150V123H149ZM174 125V124H173ZM184 125H186L185 126V128L187 127V125L188 124H186V120H185V123L181 126L182 128H183V126ZM191 126H192V128H193V125L194 124H190ZM197 125H195V127L197 126ZM205 125L206 124H204L203 126L205 127ZM15 126H16V124H15ZM103 128L104 129H106V127H108L109 125H108V123H107V126L105 127V124H104V122H103ZM113 126V125H112ZM121 126V125H120ZM150 126H152V125H150ZM153 126H154V124H153ZM156 126V125H155ZM163 126H164V124H163ZM180 126V125H179ZM190 126V127H191ZM199 126H201L200 124H199ZM199 126H198V128L196 129H190V128H188L189 127V125H188V133L190 134H188L187 133V130L185 131V133H186V135L188 134L189 136H187L186 138H188V140H190V141H187V139L184 141H181V142H184V146H181L180 145V140L178 139V141H179V145L182 147V148H184V151H185V153H183V155L182 154H180V155H178V156H183L184 158L183 159H186L185 160V162H180V161H177V160H179L180 158L178 157V159H177V156H176V158L175 157H173V159L175 158V164H169L168 163V165H165V164H163L162 163V160H163V157H162V160L160 159V157L159 156H157V157H159V159L161 160H159L160 162V165H159V163H158V161H157V159L158 158H155L156 156H150V155H152V154H155L156 152V150H154L153 151V149H151L153 152H155V153H152V151H151V153L152 154H150V155H147L146 156V154L148 153L149 154V150L148 149H146V151H147V153L145 154L144 153V151H143V155L144 156H142L143 157V160H142V158H141V162H143L144 161V164H143V170H141V168H139V167H137L139 164H137V162H136V167H135V169H134V171H135V174H134V176H132V178L129 176V178H131L129 181V185H131V187H130V189H129V191H127L128 190V188H129V185L127 186L128 188L127 189H125L126 191H127V194H126V196H124V192L122 193L123 194V196L122 197H120V198H118L117 197V195L116 194H114L113 195V197H117L116 199H112L111 198V196H109L110 198H109V201L108 202H106V204L104 203V208H100L99 206H98V208L97 207H95L96 209H94L95 211H93V210H91V209H93V208H89L90 209V211H93L94 213H92L91 212V214H90V212L89 213H87V211H83L82 209H83V207H81L82 209H80L79 207V209L78 210H76L77 209V205L76 204H78L79 203V201H78V203H76L75 204V206L74 207H76V209L74 208H71V209H73V211L74 210H76V211H80V210H82V212H83V214L82 215H84L82 218H86L87 219V217H85V214L84 213H87V215H90V218H92L91 216H95V219H96V217L98 218L99 217V219H100V221H99V223H101V224H99V226H100V230L99 231H106V235H108V237H106L108 240L107 241H109L108 243H109V245L111 246V244H114V243H116V241L118 242V243H121V242H124L125 241V244L127 243V245L125 246V248L123 249V248H119L120 247V245H119V247H118V249H120V250H118L117 248H116V245L114 244L113 246H115V250L116 251H120V253L119 252H117V253H119V254H115V252H113L112 250H111V248L109 249V250H111L112 252H108L109 250H106V251H104V252H106V253H112L113 255L112 256H110L109 257V259H107L105 256H103L104 257V259L106 258V260H101V259H99L98 257H97V255H96V257H94V255H93V257H88V256H86V257H84V259H81L82 261H84V262H79V264H213V262H208V259H210V258H208V255L210 256V254H212V253H210L209 254V252L211 251H213L212 249H210L209 248V244H211V243H209V242H212V240L214 241L215 239L217 240V242H216V240L214 241V242H216V247H213V249L215 250V248H217V245H219L220 246V244H219V241L221 242V239L223 240L224 239V237H225V239H229V238H226V236L222 233V238L221 239H219L218 240V238H220L221 236H220V232H221V229H222V231H224L225 230V228L224 227H222L221 228V226L223 225L222 223V220H223V218H225V216H226V218L228 217L227 215H230L229 217V219H230V222H231V224H230V229L232 228V227H234V228H238V227H236L235 226V223H237V222H233V220L234 221H236L237 220V217L240 219V218H242V219H244V214H246V213H248L247 215H249V214H257V213H264V190H262V192H261V194H259V195H257V194H253V192L255 191H251V190H249L250 188L248 187H245L246 185H244L243 183V185L244 186H239L238 184H237V180H238V175H237V179H235V171H236V169L234 168L235 166H233L232 165V161H231V158L232 157H235L236 155H234V154H236V153H233L232 151H234V150H232V151H229L230 149H231V147H230V149H228V148H226V149H228V150H226L225 152V154H226V156L230 159H226V160H229V166L228 165H226L227 163H225V161H224V163H225V166H223L224 164H222V165H218L219 164V162L218 161H220V158H221V156H219L218 155V153L220 154V155H222L221 153H222V151H221V153L220 152H216V150H212L210 147H214V145H212V146H209L210 144L209 143H207L206 142V140H208L207 139V137H206V140L205 139H202V140H204V141H202L201 140V138L202 137H200V135H201V132L203 131V129H204V127L202 126V128H200L199 129ZM209 126V125H208ZM13 127V126H12ZM16 127H18V126H16ZM16 127H15V129L14 130H16ZM22 127V126H21ZM85 127V126H84ZM94 128H95V124H94V126H93ZM102 127V126H101ZM109 127H111V126H109ZM108 127V128H109ZM137 127V126H136ZM169 127H170V125H169ZM97 129L96 130H98V128L99 127H96ZM102 128V129H103ZM107 128V129H108ZM115 128V127H114ZM113 128V129H114ZM138 128V131H141L140 129V127H137ZM136 128V129H137ZM140 128V129H139ZM142 128H144V127H142ZM146 128V127H145ZM162 128V126L160 127V129ZM164 129H165V127H163ZM177 128V125L173 128L172 127V129L174 130V129H176ZM185 128H183V129H178V130H181V132L185 129ZM74 130L75 129H77V127L76 128H73ZM86 129V128H85ZM84 129V130H85ZM89 129H91V128H89ZM93 129V128H92ZM101 129V128H100ZM101 129V130H102ZM112 128H110V130H111ZM148 129V128H147ZM157 129V132L158 131H160V129H159V127L158 128H156ZM159 129V130H158ZM164 129L162 130L161 129V133H159L161 136H162V134H163V132L165 133V132H167V131H164ZM172 129H171V131H172ZM189 129L192 131H189ZM199 129V130H198ZM207 129V128H206ZM74 130L72 131L73 133H74ZM101 130H99V132H101ZM146 130V129H145ZM166 130V129H165ZM193 130H196V131H193ZM197 130L198 131H201L200 132V135L198 134L199 132H197ZM6 131V130H5ZM68 131V130H67ZM76 131V130H75ZM79 130H77V132H78ZM94 131V129L92 130V132ZM112 131V130H111ZM117 131V130H116ZM138 131H137V133H138ZM144 131V130H143ZM148 131V130H147ZM151 131V130H150ZM156 131V130H155ZM169 132H168V134L171 132L170 130H168ZM175 131V130H174ZM171 132L172 134L174 133H176L177 131H175V132ZM70 132V131H69ZM90 132H91V130H90ZM95 132V134L93 135V136H98V138L97 139H104V141H106L107 140V138H109L110 136L109 135H105L106 133V131L105 132H103V133H99V134H96V131H94ZM93 132V133H94ZM122 132V131H121ZM135 132V131H134ZM146 132V131H145ZM144 132V133H145ZM153 132V131H152ZM180 132V131H179ZM178 132V133H179ZM191 132V133H190ZM204 132V131H203ZM205 132H206V130H205ZM2 133H4L3 131H2ZM67 133V132H66ZM71 133V132H70ZM72 133V135L74 136V134ZM83 133V132H82ZM86 133V135H87V132H85ZM89 133V132H88ZM114 133H116V132H114ZM123 133V132H122ZM140 133V132H139ZM148 133H150V132H148ZM183 133V132H182ZM181 133V134H182ZM1 134V133H0ZM80 134V133H79ZM108 134V133H107ZM111 134V133H110ZM124 134V133H123ZM132 134V133H131ZM135 134V133H134ZM134 134H133V136H134ZM151 134V133H150ZM153 134V133H152ZM159 134H157V135H159ZM165 134H167V133H165ZM166 135V136H169V135ZM212 134H214V133H212ZM4 135V134H3ZM2 135V136H3ZM77 135V134H76ZM75 135V136H76ZM89 135V134H88ZM92 135V134H91ZM90 135V136H91ZM113 135H115V134H113ZM119 135V134H118ZM125 135V134H124ZM128 135V134H127ZM130 135V134H129ZM143 135V134H142ZM156 135V134H155ZM178 135V134H177ZM180 135V134H179ZM178 135V136H179ZM185 135V134H184ZM183 135V136H184ZM185 135V136H186ZM204 135V133L202 134V136ZM205 135H207V134H205ZM217 135V134H216ZM64 136V135H63ZM109 136V137H108ZM132 136V135H131ZM131 136H129V137H131ZM149 136H151V135H149ZM148 136V137H149ZM174 136V135H173ZM176 136V135H175ZM207 136H209V135H207ZM22 137V136H21ZM113 137V136H112ZM116 136H114V138H115ZM121 137V136H120ZM122 137H124V136H122ZM143 137V136H142ZM145 138H146V135L144 136ZM152 137V136H151ZM155 137V136H154ZM165 137V136H164ZM182 137V136H181ZM190 137V138H189ZM204 137V136H203ZM209 137H212V136H209ZM62 138V137H61ZM77 138V137H76ZM81 138V137H80ZM91 138H93L92 136H91ZM95 138V139H96ZM117 138V137H116ZM115 138V139H116ZM119 138V137H118ZM117 138V139H118ZM126 138V137H125ZM137 138V137H136ZM162 138V137H161ZM165 138H167L166 140H168L167 142H166V140L164 139V141L166 142V144H168V145H170L171 144V139H172V148H173V144H177L178 142L176 141L175 143H173V138L174 137H170L171 139H168L169 137H165ZM179 138V137H178ZM183 138V139H184ZM230 138V137H229ZM234 138V137H233ZM23 139V138H22ZM65 139V138H64ZM85 139H86V136H85ZM109 139H111V137L109 138ZM121 139V138H120ZM124 139V138H123ZM129 139V138H128ZM127 139V140H128ZM131 139H134V138H132L131 137ZM138 139V138H137ZM136 139V140H137ZM140 139V138H139ZM138 139V140H139ZM147 139V138H146ZM156 139V138H155ZM160 139V138H159ZM176 139V138H175ZM214 139V138H213ZM228 139V138H227ZM81 140V139H80ZM79 140V141H80ZM89 140H91V139H89ZM88 140V141H89ZM112 140H114V139H112ZM111 140V141H112ZM147 140H150V139H147ZM146 140V141H147ZM154 140V139H153ZM160 140H162V139H160ZM160 140H158V143L159 142H161ZM170 140V141H169ZM177 140V139H176ZM212 140V139H211ZM4 141H5V139H4ZM63 141V140H62ZM65 141H66V139H65ZM78 141V140H77ZM82 141V140H81ZM85 141V140H84ZM93 141V140H92ZM108 141V140H107ZM106 141V142H107ZM120 142H121V140H119ZM129 141V140H128ZM133 141V140H132ZM152 141V140H151ZM163 141V140H162ZM219 141V140H218ZM232 141H235L234 139L232 140ZM73 142V141H72ZM76 142V141H75ZM90 142V141H89ZM105 142V143H106ZM117 142V144L119 145L120 143H118V141H116ZM116 142H115V144H116ZM144 143V141H142V138H141V141L140 142H138L137 141V143H141L142 144V146H143V143ZM150 142V141H149ZM148 142V143H149ZM208 142H210L209 140H208ZM216 142H217V139H216ZM216 142H214V143H216ZM2 143H3V141H2ZM7 143V142H6ZM103 143V142H102ZM109 143V142H108ZM124 143V142H123ZM131 143V142H130ZM134 143V142H133ZM151 143V142H150ZM149 143V144H150ZM153 143H155V142H153ZM152 143V144H153ZM164 143V142H163ZM162 143V144H163ZM219 143H221V142H219ZM226 143H227V141H226ZM225 143V144H226ZM230 143L232 144H234V142H231L230 141ZM235 143H237L236 141H235ZM99 144V143H98ZM110 144H112L111 142H110ZM132 144V143H131ZM135 144V143H134ZM133 144V145H134ZM151 144V145H152ZM156 145H157V143H155ZM160 144V143H159ZM182 145H183V143H181ZM209 144V145H208ZM212 144V143H211ZM79 145V144H78ZM77 145V146H78ZM81 145V144H80ZM84 145V144H83ZM105 145V144H104ZM155 145V146H156ZM220 145H223V144H220ZM226 145H229L230 146V144H226ZM112 146V145H111ZM116 146V145H115ZM123 146V145H122ZM132 146V145H131ZM130 146V147H131ZM137 145H134L133 147H136ZM138 146H141L140 144L138 145ZM138 146H137V150L135 151V152H137L138 151ZM160 146H161V144H160ZM163 146H166V145H163ZM162 146V148L164 149V147ZM177 146V145H176ZM218 146V145H217ZM217 146H215L216 148H219V147H217ZM233 146V145H232ZM106 148H108L107 146H105ZM114 147V146H113ZM127 147V146H126ZM168 146H166V148L165 149H167V150H171L172 152L173 151H176L175 149L174 150H172V148L170 149V148H167ZM170 147V146H169ZM223 147H224V145H223ZM222 146H220V148H222V149H224ZM226 147V146H225ZM6 148H7V146H6ZM81 148H83L82 146H81ZM86 148V147H85ZM100 148V147H99ZM118 148V147H117ZM116 148V149H117ZM150 148V147H149ZM156 148H157V146H156ZM160 148V147H159ZM161 148V149H162ZM174 148H175V146H174ZM177 148H178V146H177ZM176 148V149H177ZM180 148V147H179ZM181 148V149H182ZM4 149V148H3ZM110 149H112V148H110ZM128 149V148H127ZM126 149V150H127ZM130 149H132V148H130ZM135 149V148H134ZM140 149H141V151H142V148L140 147ZM145 149V148H144ZM143 149V150H144ZM154 149H155V147H154ZM162 149V150H163ZM233 149H234V147H233ZM86 150V149H85ZM133 150V149H132ZM159 150V149H158ZM167 150L166 151H164V152H167ZM251 150V149H250ZM115 151V150H114ZM118 151V150H117ZM123 151V150H122ZM140 150H139V152H141ZM159 151H161V150H159ZM171 151H169V153L171 152ZM178 151L180 152V149H177V153H178ZM181 151H183V150H181ZM218 151V150H217ZM220 151V150H219ZM227 151L229 152V153H227ZM245 151H248V149L247 150H245ZM253 151V150H252ZM251 151V152H252ZM85 153H86V151H84ZM83 152V153H84ZM113 152V151H112ZM119 152V151H118ZM161 152H163V151H161ZM176 152H174V154L176 153ZM224 152V151H223ZM231 152H232V154H231ZM244 152V151H243ZM90 153H92V152H90ZM126 153V152H125ZM142 153V152H141ZM140 153V154H141ZM160 153V152H159ZM168 153V154H169ZM210 153V154H209ZM245 153H247V152H245ZM250 153V152H249ZM253 153V152H252ZM252 153H251V155H252ZM87 154H89V153H87ZM139 154V153H138ZM139 154V155H140ZM158 154V153H157ZM167 154V155H168ZM84 155V154H83ZM117 155V154H116ZM132 155V154H131ZM138 155V156H139ZM238 155H239V153H238ZM242 155H243V153H242ZM241 155V156H242ZM246 155H248V153L246 154ZM86 156V155H85ZM93 156V155H92ZM133 156V155H132ZM173 156V155H172ZM171 155H169L168 157L167 156H165V157H167V158H169V157H172ZM225 156V155H224ZM225 156V157H226ZM91 157V156H90ZM135 157H136V155H135ZM139 157H141V156H139ZM224 157V158H225ZM231 157V158H230ZM239 158V156H236V159H238ZM246 157V156H245ZM249 157H251L250 155H248V158ZM79 158V157H78ZM82 158V157H81ZM80 158V159H81ZM86 158V157H85ZM85 158H83V160L85 159ZM92 158V157H91ZM133 158V157H132ZM155 158V159H154ZM243 158V157H242ZM247 158V159H248ZM252 158V157H251ZM87 159H89V158H87ZM139 159V158H138ZM182 159V160H183ZM219 159V160H218ZM241 159V158H240ZM239 159V160H240ZM91 160H93V158L91 159ZM96 160V159H95ZM98 160V159H97ZM127 160V159H126ZM140 160V159H139ZM164 160H166V159H164ZM222 160V159H221ZM225 160V159H224ZM235 160V159H234ZM250 159H248V161L246 162L245 160V166H247L246 168H248V173L250 174V170H251V166L253 165H251V163H250V161H249ZM88 161V160H87ZM94 161V160H93ZM123 161V160H122ZM135 161V160H134ZM238 161V160H237ZM86 162V161H85ZM95 162V161H94ZM167 162V161H166ZM177 162V163H176ZM232 162V163H231ZM239 163L241 162V161H238ZM238 162H234V164L236 165V164H239ZM252 162V161H251ZM98 163V162H97ZM125 163H127V162H125ZM161 163H162V166H161ZM164 163H165V161H164ZM220 163H222L221 161H220ZM94 164V163H93ZM124 164V163H123ZM244 164V163H243ZM90 165V164H89ZM126 165H128V164H126ZM132 165V164H131ZM163 165H164V167H163ZM85 166H86V164H85ZM92 166V165H91ZM100 166V165H99ZM98 166V167H99ZM120 166V165H119ZM159 166H161V167H159ZM237 166V165H236ZM244 166V167H245ZM87 167H88V164H87ZM95 167H97V166H95ZM101 167V166H100ZM131 167V166H130ZM243 167V166H242ZM94 168V167H93ZM102 169V168H101ZM101 169H99V170H101ZM124 169V168H123ZM122 169V170H123ZM128 169V168H127ZM98 170V169H97ZM121 170V169H120ZM124 170H126V169H124ZM132 170V169H131ZM235 170V171H234ZM246 170V169H245ZM128 171V170H127ZM126 171V172H127ZM133 171V170H132ZM119 172V171H118ZM235 172V173H234ZM88 173V172H87ZM116 173H117V171H116ZM124 173V176H126L125 174V172H123ZM245 173H246V171H245ZM252 174H253V171L251 172ZM100 174V173H99ZM118 174V173H117ZM120 174V173H119ZM130 174H132V173H129L128 175H130ZM237 174V173H236ZM121 175V174H120ZM245 175V174H244ZM251 175V174H250ZM118 176V175H117ZM248 176V175H247ZM252 176H254V175H252ZM95 177V176H94ZM251 177V176H250ZM127 178H128V176H127ZM247 178V177H246ZM101 179V178H100ZM99 179V180H100ZM121 179V178H120ZM125 179V178H124ZM240 179V178H239ZM4 180V179H3ZM2 179H1V181H3ZM241 180V179H240ZM243 180H244V177H243ZM247 180V179H246ZM248 180H250L249 179V176H248ZM0 181V182H1ZM6 181V180H5ZM7 181H9V180H7ZM6 181V182H7ZM127 181V180H126ZM242 181V180H241ZM240 181V182H241ZM254 181H255V179H254ZM253 181V182H254ZM4 182V181H3ZM2 182V183H3ZM12 182V181H11ZM249 182V181H248ZM251 182V181H250ZM5 183V182H4ZM236 183V184H235ZM7 184V183H6ZM5 184V185H6ZM11 184V183H10ZM114 184V183H113ZM155 184H156V186H155ZM157 184H158V186L160 187V185H161V187L162 186H164V187H166V188H164L165 190H166V192H167V194H170V195H168L170 198H168V199H165V195H166V193H165V195L163 196V194H161L162 192L161 191H163V190H159V188H158V186H157ZM3 185V184H2ZM80 185H82V184H80ZM79 185V186H80ZM100 185H101V183H100ZM103 185H105L106 186V184H103ZM112 185V184H111ZM115 185V184H114ZM118 185V184H117ZM8 186V185H7ZM104 186V187H105ZM6 187V186H5ZM111 187V186H110ZM126 187V186H125ZM252 187V186H251ZM254 187V186H253ZM259 187V186H258ZM261 187V186H260ZM4 188V187H3ZM13 188V187H12ZM78 188V187H77ZM77 188L75 189V190H77ZM82 188V187H81ZM101 188H102V186H101ZM158 188V189H157ZM256 189H257V187H255ZM264 187H261L260 189H263ZM2 189V188H1ZM89 189H91V188H89ZM241 189V191H243V192H245V193H239V191L238 190H240ZM252 189V188H251ZM3 190V189H2ZM96 190V189H95ZM99 190H100V188H99ZM102 190V189H101ZM100 190V191H101ZM109 190V189H108ZM107 190V191H108ZM123 190V189H122ZM10 191V190H9ZM100 191H98V192H100ZM160 191V192H159ZM256 191H259V190H256ZM11 192V191H10ZM76 192V191H75ZM81 192V191H80ZM94 192V191H93ZM97 192V191H96ZM112 192V191H111ZM115 192H116V190H115ZM119 192V191H118ZM117 192V193H118ZM252 192V193H251ZM89 193V192H88ZM104 192H103V190H102V194H103ZM114 193V192H113ZM163 193H164V191H163ZM256 193H259V192H256ZM99 194V193H98ZM101 194V193H100ZM108 194V193H107ZM111 194V193H110ZM109 194V195H110ZM77 195H78V193H77ZM91 195V194H90ZM94 195H95V193H94ZM99 196V195H98ZM98 196H97V198H98ZM102 196V195H101ZM121 196V195H120ZM89 197V196H88ZM92 197V196H91ZM103 197H105V196H103ZM164 197V198H163ZM74 198V197H73ZM72 198V199H73ZM167 198V197H166ZM93 199V198H92ZM75 200V199H74ZM73 200V201H74ZM96 200V197L93 199V201H95ZM46 201V200H45ZM44 201V202H45ZM68 201H70V200H68ZM92 204H93V202H92V200H89ZM97 201V203L99 204V203H101L102 204V202L104 201H99V199L98 200H96ZM99 201V202H98ZM43 202V203H44ZM88 202V201H87ZM64 203V202H63ZM62 202H61V204L62 205H65V204H63ZM66 203V202H65ZM71 203V202H70ZM82 203V202H81ZM91 203H88L89 204V206H90V204ZM45 204V203H44ZM95 204V203H94ZM12 205V204H11ZM43 205V204H42ZM47 205V204H46ZM57 205V204H56ZM55 205V206H56ZM73 205V204H72ZM13 206V205H12ZM45 206V205H44ZM48 206V205H47ZM66 206H68V203H67V205ZM78 206H82V204L81 205H79L78 204ZM83 206H84V203H83ZM88 205H87V207H89ZM95 206H97V205H95ZM103 206V205H102ZM59 206H56V209L58 208ZM61 207V206H60ZM69 207H71V204H70V206ZM91 207H92V205H91ZM94 207V206H93ZM44 208V207H43ZM46 208V207H45ZM48 208V207H47ZM46 208V209H47ZM51 208H53L54 209V207H51ZM62 208V207H61ZM135 209V213H137V219L136 220H138L137 222L138 223H136V222H133L132 220V222L133 223H136L137 224V226L135 227L136 228V232H131L130 233V231H129V233L130 234H128L127 233V231L129 230L128 228H130V227H128V228H126V225L123 223V222H125V220L124 221H122V218H123V216L126 214V213H128L127 211H129L128 209ZM0 209H2V208H0ZM5 209H7V208H5ZM88 209V210H89ZM130 209V210H131ZM52 210V209H51ZM58 210V209H57ZM64 210L66 211V209L64 208ZM84 210H86L85 208H84ZM1 211V210H0ZM4 211V210H3ZM7 211L9 212V210L7 209ZM68 211V210H67ZM76 211H74V214H75V212ZM137 211V212H136ZM245 211H247L246 213H243V212H245ZM2 212V211H1ZM72 212V211H71ZM78 212H76V213H78ZM81 212V213H82ZM4 213V212H3ZM52 213V212H51ZM54 213V212H53ZM55 213H57V212H55ZM80 213V212H79ZM80 213V214H81ZM134 213V214H135ZM8 214V213H7ZM17 214V213H16ZM59 213H57V215H58ZM62 214H63V212H62ZM66 214V213H65ZM262 214L260 215V216H262ZM2 215V214H1ZM4 215V214H3ZM56 215V214H55ZM54 215V216H55ZM61 215V214H60ZM67 215H70V214H68L67 213ZM75 215H77V214H75ZM79 215V214H78ZM231 215H234L235 217H233L232 216V219H231ZM236 215H237V217H236ZM244 215V216H243ZM246 215V216H247ZM255 215H253V216H255ZM8 216H9V214H8ZM53 216V217H54ZM63 216V215H62ZM74 216V215H73ZM72 216V217H73ZM79 216V217H80ZM127 216V215H126ZM128 216H130V215H128ZM131 216H132V214H131ZM130 216V217H131ZM134 216V215H133ZM250 216V215H249ZM248 216V217H249ZM4 217V216H3ZM7 217V216H6ZM16 217V216H15ZM65 217V216H64ZM71 217V216H70ZM256 217H258V215H256ZM0 218H2L1 216H0ZM17 218H18V214H17ZM57 218V217H56ZM61 218H63V217H61ZM66 218V217H65ZM76 218V217H75ZM78 218V217H77ZM76 218V220H78ZM225 218V220H224V222L225 221H229V219H226ZM236 220H235V219ZM246 218V217H245ZM249 218H251L252 219V217H249ZM249 218H247V219H249ZM264 218V217H263ZM5 219V218H4ZM3 219V220H4ZM70 219H72V218H70ZM80 219V218H79ZM94 219V218H93ZM211 219H213V220H211ZM238 219V220H239ZM255 219V218H254ZM11 221H12V219H10ZM54 220H56V219H54ZM75 220V221H76ZM82 220V219H81ZM85 220V219H84ZM88 220H89V216H88ZM87 220V221H88ZM97 220V219H96ZM209 220V221H208ZM237 220V221H238ZM241 220V219H240ZM257 220H259V219H256L255 220V222H257ZM86 221V220H85ZM122 221V222H121ZM129 221V220H128ZM128 221H126V224L129 226V225H131V223H130V221H129V223H127ZM135 221V220H134ZM247 221V220H246ZM3 222V221H2ZM1 222V223H2ZM10 222V221H9ZM22 222V221H21ZM21 222H18V223H21ZM83 222V221H82ZM81 222V223H82ZM92 222V221H91ZM219 222H221L219 225H221V226H219L218 225V223ZM248 222V221H247ZM253 223H254V221H252ZM252 222H250V223H252ZM4 223V222H3ZM60 223V222H59ZM86 223V222H85ZM84 223V224H85ZM88 223V222H87ZM93 223H95L96 224V222H93ZM226 224L228 223V222H225ZM225 223H224V225H225ZM264 223V222H263ZM7 224H9V223H7ZM83 224V223H82ZM81 224V225H82ZM211 224V225H210ZM2 225V224H1ZM6 225V224H5ZM5 225H3L2 226V228L0 227V264H66V263H69L70 261L71 262H73L74 264L76 263L77 264V262H76V259L75 258H73V259H75V261L73 260V259H67V262H63V260H62V262L60 263V262H58V261H55L58 257L59 258H61L60 256H58L57 257V255L58 254H60V253H58V251H59V248L60 247H58V245L60 244H58V245H55V246H57L56 247V251H57V249H58V251L56 252V253H58V254H56V256L55 255H53V254H55V247L53 248V246H50V245H53V244H51L52 242H53V240L51 241V243L49 244V245H46L45 246V242L43 243V245H40L39 244V242L41 243V241L39 240V242L37 243V241L36 242H34L35 240L33 239H31V237H30V234L28 235V234H26L25 233V228L23 229V228H20L19 227V225H18V227H19V229L18 230H13L12 228H9V227H4ZM14 225V224H13ZM23 225V224H22ZM93 225V224H92ZM92 225H90L91 227H92ZM21 226V225H20ZM84 226V225H83ZM86 226V225H85ZM96 226H97V224H96ZM251 226V225H250ZM94 227V226H93ZM92 227V228H93ZM132 227H134V224L132 225ZM131 227V228H132ZM218 227V228H217ZM225 227H226V225H225ZM228 227V226H227ZM79 228H81V227H79ZM98 228V227H97ZM96 228V229H97ZM130 228V229H131ZM134 228V229H135ZM224 228V229H223ZM233 228V229H234ZM17 229V228H16ZM91 229V228H90ZM94 229H95V227H94ZM128 229V230H127ZM134 229H132V231L134 230ZM153 229H155V230H153ZM233 229H232V231H233ZM83 230V229H82ZM92 230V229H91ZM235 230H237V229H235ZM26 231H27V229H26ZM87 231V230H86ZM93 231V230H92ZM97 231V230H96ZM139 231H141L142 233H141V235H140V237H139ZM211 231V232H210ZM83 232V231H82ZM94 232V231H93ZM92 232V233H93ZM235 232V231H234ZM28 233V232H27ZM44 233V232H43ZM51 233V232H50ZM75 233V232H74ZM78 233V232H77ZM86 233H88L89 235L91 234L90 232H86ZM101 233V232H100ZM52 234H54V233H52ZM78 234H80V233H78ZM88 234L86 235V238L88 237ZM104 234V235H105ZM231 234H233V233H231ZM235 234V233H234ZM39 235V234H38ZM42 235V234H41ZM41 235H39L41 238H42V236ZM76 235V234H75ZM84 235H85V233H84ZM96 234H94V235H91L90 237H89V239L90 238H92V239H90L91 241L92 240H94L95 238H96V236H95ZM129 235H132V238H131V236H129ZM223 235H224V237H223ZM45 236V235H44ZM48 236H50V234L48 235ZM73 236V235H72ZM82 236V235H81ZM80 236V237H81ZM102 236V235H101ZM228 236V235H227ZM237 236H239V235H237ZM237 236H234V237H237ZM39 237V238H40ZM74 237V236H73ZM79 237V238H80ZM105 237V236H104ZM130 237V238H129ZM239 237H243V235H241V236H239ZM32 238H33V236H32ZM37 238H38V236H37ZM45 238V237H44ZM43 238V239H44ZM49 238V237H48ZM71 238V237H70ZM69 238V239H70ZM77 238V239H76ZM86 238H84L85 240H86ZM98 238V237H97ZM232 238V237H231ZM42 239V240H43ZM53 239H54V237H53ZM68 239V240H69ZM84 239L82 240V241H84ZM88 239V238H87ZM101 239H102V237H101ZM130 239V240H129ZM207 239H208V241H207ZM233 239V238H232ZM238 239V238H237ZM46 240H48L47 238H46ZM71 240H72V238H71ZM74 240H75V242H76V244H75V242H74V244H75V246L77 245V243H79V241H78V235H77V237L75 236V238H74ZM81 240H80V242H81ZM104 240V239H103ZM122 240V241H121ZM124 240V241H123ZM146 242V244H148L147 246L148 247H144V248H142L141 247V249H140V246H137V245H139L141 242H144V241ZM211 240V241H210ZM241 240V239H240ZM244 240V239H243ZM87 241V240H86ZM96 241H98V240H96ZM102 241V240H101ZM119 241H121V242H119ZM208 242L209 244H206L208 247H205L206 245H203V244H205V242ZM224 241V240H223ZM239 241V240H238ZM246 241V243H247V240H245ZM55 242H56V240H55ZM68 242V241H67ZM95 242V241H94ZM227 241L225 240V242L224 243H226ZM230 242V241H229ZM233 243H234V245L236 246V242H234V241H232ZM249 242V241H248ZM34 243V244H33ZM70 243V242H69ZM87 242H85V243H83V244H86ZM102 243H104V242H102ZM107 243V244H108ZM128 243H129V245H128ZM213 243V242H212ZM218 243V244H217ZM221 243H223V242H221ZM231 243V242H230ZM66 242H65V246H66ZM83 244H81V243H79V247H80V245H83ZM89 244H91V243H89ZM94 244V243H93ZM96 244V243H95ZM122 244V243H121ZM145 244V245H146ZM214 244V243H213ZM212 244V245H213ZM63 244L61 243V245L60 246H62ZM71 245H73V244H71ZM243 245V244H242ZM34 246H36L37 248H38V250H35L34 248ZM64 246V245H63ZM62 246V247H63ZM70 246V245H69ZM74 246V247H75ZM77 246V247H78ZM85 246H87V244L85 245ZM93 246V245H92ZM95 246V245H94ZM107 246V245H106ZM142 246V245H141ZM219 246H218V248H219ZM223 245H221L220 246V249H221V247H222ZM234 246V247H235ZM18 247V248H17ZM34 247V248H33ZM82 247V246H81ZM77 248V249H79V251H81V249L82 248ZM89 247H91V246H88V247H84L86 250H88V248ZM97 247V246H96ZM99 247V246H98ZM102 247H103V244H102ZM101 247V248H102ZM108 248H109V246H107ZM201 247H202V250H200L201 249ZM204 247V248H203ZM226 247V246H225ZM224 246H223V248H225ZM244 247V246H243ZM64 248H66L67 249V247H63V249ZM73 248V247H72ZM83 248V249H84ZM95 248V247H94ZM100 248V247H99ZM100 248V249H101ZM104 248V247H103ZM136 248V249H135ZM208 248V249H207ZM211 248H212V246H211ZM227 248V247H226ZM245 248V247H244ZM61 249V248H60ZM66 249H64V250H66ZM68 249H69V247H68ZM67 249V250H68ZM84 249V250H85ZM96 249V248H95ZM105 249H107V248H105ZM112 249H113V247H112ZM210 249V250H209ZM220 249H216L214 252H216V254H218L219 253V250ZM228 249V248H227ZM75 250H76V248H75ZM74 249H73V251L72 252H74L75 251ZM83 250V251H84ZM92 250V249H91ZM97 250H98V248L96 249V250H94V251H96L97 252ZM114 250V249H113ZM201 251V252H198V251ZM208 250V251H207ZM61 251H63V250H61ZM78 251V250H77ZM90 251V250H89ZM93 251V250H92ZM197 251V253L196 254H194L195 252ZM217 251H218V253H217ZM222 251V250H221ZM66 251H64V254H65V256H66V254L67 253H65ZM68 252V251H67ZM71 252V251H70ZM101 252H102V249H101ZM191 252H193V254H190ZM207 252V254L205 255V253ZM223 252H224V250H223ZM100 253V252H99ZM225 253V252H224ZM52 254V255H51ZM63 254V253H62ZM62 254H61V256H62ZM73 254H75V252L73 253ZM93 254H94V252H93ZM97 254V253H96ZM105 254V253H104ZM189 254H190V256H189ZM214 254V253H213ZM216 254H214L213 256L215 257H213V256H211V258H214V260L216 259ZM227 254H228V252H227ZM231 254V253H230ZM229 254V255H230ZM81 255H82V253H81ZM83 255H85V254H83ZM92 255V254H91ZM90 255V256H91ZM216 255V256H215ZM219 255V254H218ZM222 255V258H223V253L221 254L220 253V256ZM225 256H226V254H224ZM229 255H227V256H229ZM68 256V255H67ZM66 256V257H67ZM71 256H72V254H71ZM70 256V257H71ZM74 256V255H73ZM109 256V255H108ZM107 256V257H108ZM220 256H217V259L219 260V257ZM226 256V257H227ZM231 256V255H230ZM230 256H229V258H230ZM52 257H54V259H52ZM57 257V258H56ZM62 257H64V256H62ZM69 257V258H70ZM186 257V258H185ZM187 257H189V258H187ZM59 258H58V260H59ZM232 258H234V260H235V257H232ZM232 258H230L231 260H232ZM64 259V258H63ZM66 259V258H65ZM64 259V261H66ZM79 259V258H78ZM77 259V260H78ZM227 259V258H226ZM229 259V260H230ZM61 260V259H60ZM59 260V261H60ZM93 260V261H92ZM218 260H216V261H218ZM224 260V259H223ZM222 260V261H223ZM69 261V262H68ZM79 261V260H78ZM210 261H211V259H210ZM213 261V260H212ZM216 261H214V263L216 264L217 262ZM220 261V260H219ZM222 261H220V262H222ZM226 261V260H225ZM228 262V261H227ZM229 262H231V261H229ZM235 262V261H234ZM233 262V263H234ZM222 264V263H221ZM225 264H228V263H225Z\"/></svg>", "mask_w": 264, "mask_h": 264}]
</instances>
